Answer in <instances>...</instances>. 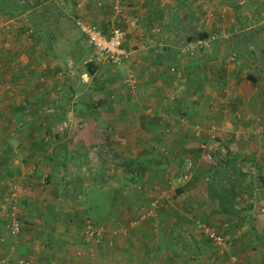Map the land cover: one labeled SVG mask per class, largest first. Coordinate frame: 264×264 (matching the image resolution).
<instances>
[{
    "label": "crops",
    "instance_id": "1",
    "mask_svg": "<svg viewBox=\"0 0 264 264\" xmlns=\"http://www.w3.org/2000/svg\"><path fill=\"white\" fill-rule=\"evenodd\" d=\"M251 3L254 5L250 9ZM72 9L86 23H94L103 31L120 27L130 57L118 65L101 58L93 63L83 60L82 68H76L70 60L54 59L53 52L34 36V40L18 42L7 38L20 37V26L25 28L26 24L19 18L6 21L8 27L0 43V69L5 66L10 74L6 77L0 73V85L5 80L14 83L0 91L3 161L12 152L21 151L34 158L36 164L30 162V166L37 172L40 169L50 177L60 170L70 172L65 178L68 188H92L85 199L83 192H77L76 200L84 203L87 199L88 207L84 208L94 213L103 190L117 184V176L108 178L107 171L121 169L119 156L115 157L118 164L111 162L112 167L105 169V153L160 151L161 144L173 140L184 144L188 138L196 139L197 133L207 132L205 125L215 110L225 112L229 106L233 108L234 102L238 117L233 122L226 119L230 130L226 136L236 134L242 148L240 156L253 160L250 167L248 164L243 168L245 174H264V32L259 36V47L255 37H250L252 33H247L251 24L245 23L254 13L264 14V0H76ZM256 24L252 26L258 29ZM229 31L238 35V40H233ZM222 35L227 40L219 37ZM209 41L220 49L241 41L248 47L237 62L221 66L217 49L207 47ZM130 73L135 77L133 86L126 82ZM221 89L224 92L220 98ZM11 138L17 142L15 148L9 145ZM7 165L2 166L6 174L9 169L18 173L21 170V166L13 170ZM25 170L22 177L13 178L34 189L39 175L23 177ZM93 174L86 182L85 178ZM240 188L247 193L235 199L245 200L244 215L254 220V226L255 222L262 223L264 213L255 208L253 199L264 204V195L261 198L254 192L251 198L249 185ZM192 196L196 204L208 201L197 193ZM81 215L76 210L71 218ZM241 248L237 245L233 249L238 260ZM232 260L228 258L226 264H234ZM250 262L264 264V255ZM203 264L216 263L203 260Z\"/></svg>",
    "mask_w": 264,
    "mask_h": 264
},
{
    "label": "rangeland",
    "instance_id": "2",
    "mask_svg": "<svg viewBox=\"0 0 264 264\" xmlns=\"http://www.w3.org/2000/svg\"><path fill=\"white\" fill-rule=\"evenodd\" d=\"M75 1L69 0L66 6V0H55L65 13L66 19H62L59 23L64 31L59 38L62 50L57 49V53L53 54L54 59L70 60V63H74V67L82 68L81 61L88 62L86 61L88 51L81 42L80 31L76 25L77 20H84L72 9ZM227 1L236 3V0ZM253 5L251 3L249 8L251 9ZM12 15L6 17L0 11V43H2V32H6L8 27L6 21L14 18L21 19L26 24L25 28L20 26L22 28L20 37L8 35L7 38L16 42L19 39L34 40L33 36L38 38L27 24L25 14ZM258 22L262 24L257 26ZM245 23L246 26L251 24L247 33H252L250 37H255L254 42L257 45L262 43L259 36L264 32V14L254 13ZM252 24H256L258 29ZM232 32L229 31L231 34L229 36L234 35ZM219 37L227 40V36ZM246 41H249L248 36ZM242 43L243 41L233 43L232 46L230 44L228 49L226 45L220 49L211 41L206 44L207 47L212 48L211 51H214L213 48L217 49L221 57L218 63L223 66L237 62V59L245 53L244 49L248 46ZM8 69L2 66L0 73L8 77L10 74ZM216 76L218 75L214 77ZM126 77L132 78L133 81L135 79L132 73ZM2 82L1 92L6 86H13L14 83L13 80ZM222 92L224 91L221 89L218 94L220 98ZM232 103L233 108L229 106L225 112L220 108L215 110L210 122L205 125L207 132L197 133L196 139L188 138L180 151L175 154L167 151L168 145L161 144L160 151L163 150L162 146H165L163 151L166 152L157 156L158 164L151 163V169L142 172L141 180L144 183L142 187L138 188L137 182L126 181L119 170L107 171L108 178L117 176V184L113 189L103 190L104 193L98 199L100 204H97L94 213L87 212L84 208L88 207L87 199L88 203L86 201L83 203L82 199L76 200L79 196L77 192L81 194L83 192L85 199L92 188H68L65 178L70 176V172L60 170L50 177L39 169L38 174L37 170L31 169L30 166L34 164L33 162L36 164L34 158L30 159L21 151L12 152V155L6 158V162L0 157L3 161L0 162V264H203V260L226 264L230 257L235 261L236 254L233 249L237 245L239 248L243 246L239 264H252L249 263V259L252 258L259 261L260 256L264 255V221L255 222L254 226V220L246 218L243 213L245 200L238 201L235 198L247 193L240 188L246 185L250 187L251 198L254 192L262 198L264 189L260 185H264V174L259 173L260 178L255 173L250 176L246 173V175L243 168L248 164L250 167L253 160H245L240 156L242 148L236 134L232 133V138L226 136L230 131L225 123L226 119L230 118L229 121L233 122L234 117H238L237 104ZM261 121L264 126V118ZM231 127L235 128V125ZM9 145L11 148L17 146L14 138L9 140ZM121 152L133 156L139 153V151ZM153 152L159 155V151ZM116 156L118 155L113 152L103 155L102 162L105 163V169L112 167L111 162L118 164ZM182 156L196 158L194 166H186L188 168L186 169L182 165ZM262 162V160L258 161L260 169ZM216 163L218 172L212 174L213 171L209 169L213 170L211 165L215 166ZM4 165L13 170L21 166V170L18 173L9 169L6 174L2 167ZM25 167L23 177L39 175L40 180L34 189L29 187V183L23 185V182L15 179L22 177ZM162 167L165 168L162 170ZM112 171H115L113 175H111ZM240 172L243 174L240 175ZM72 174L75 175L74 172ZM166 174L170 179L169 184L163 180ZM14 176L16 177L13 178ZM93 176L94 174L86 177L85 181L90 182ZM112 181L115 182L110 179V182ZM253 184L257 188L253 187ZM116 187L118 189L115 191ZM177 187H181L182 192L177 196L169 197L168 195ZM232 187L234 193L231 192ZM109 191L111 193H108ZM194 193L199 197L203 195L208 201L194 203L191 200ZM107 195H114L113 198L110 196L112 200L108 203ZM157 200L155 209L154 204L148 206V203ZM253 200H255V208H260V213H264V204H259V199ZM76 210L83 215L80 218H71ZM14 223L19 225L18 229L15 228ZM243 227L244 231H242ZM195 234L197 239L194 237ZM214 236H223L231 246L224 248L223 252L218 247L216 250ZM219 246L223 248L225 243L222 242Z\"/></svg>",
    "mask_w": 264,
    "mask_h": 264
},
{
    "label": "trees",
    "instance_id": "3",
    "mask_svg": "<svg viewBox=\"0 0 264 264\" xmlns=\"http://www.w3.org/2000/svg\"><path fill=\"white\" fill-rule=\"evenodd\" d=\"M9 3H11V5ZM0 11L6 17L13 16L12 14L14 13L25 14L27 24L30 26L31 30L34 31V34L39 38V40L45 44L46 48H48L49 51H52L53 53L54 52L57 53V49L62 48V43L59 41V38L64 34L63 33L64 31L59 26V23L61 22L62 19H66V16L65 13L56 4L55 0H0ZM73 24L75 25V23ZM237 36H233V40L235 39L238 40ZM166 142L164 144H166ZM166 145H168L167 151H170L171 154H175L177 151H180V148L182 147L183 144L179 143L178 140L177 141L173 140L171 143ZM163 152H166V150L159 151V155H157V152L155 153L153 151H139V153H137V155L134 156L131 154L120 155V153H122L121 151H116L115 153L120 157L119 164L121 166L120 173L122 174V176L128 182L131 183L137 182L136 184L137 187L139 188L140 186L142 187L144 185V183L141 180L142 172L151 169V165H152L151 163L158 164L157 156L158 157L161 156ZM181 160H182V165L186 169H188L186 167L187 162L190 161L191 163L189 166L193 167L196 158L191 156L190 157L182 156ZM102 164L104 163L102 162ZM211 167H213V170L209 169V171H213L212 174L218 172L217 163L215 166L211 165ZM164 168L165 167H162L161 169L163 170ZM242 174L243 172H240V175ZM205 176L207 178V173ZM163 180L168 184L170 183L168 174H166ZM117 189L118 187L115 188V191ZM181 190H182L181 187H177L175 191L169 194L168 196L169 197L177 196L182 192ZM231 190L230 191L234 193V187H232ZM110 196L111 195L106 196L107 203L109 202V200H112L111 197L112 198L114 197V195H112L111 197ZM157 203L158 200L156 202L151 201L150 203H148V206H152L154 204L153 207L155 209L157 207L156 206ZM221 237L224 238L223 236ZM230 246L231 243H229L227 248H229ZM136 247L141 248L140 246H136ZM214 247L216 249L215 245ZM234 262L236 264H239L240 260H238L237 256Z\"/></svg>",
    "mask_w": 264,
    "mask_h": 264
},
{
    "label": "built area",
    "instance_id": "4",
    "mask_svg": "<svg viewBox=\"0 0 264 264\" xmlns=\"http://www.w3.org/2000/svg\"><path fill=\"white\" fill-rule=\"evenodd\" d=\"M76 25L81 33V42L88 51L86 61L93 63L96 59L101 58L111 64L118 65L130 57L131 51L123 44L124 31L120 27L111 26L108 31H103L94 23H86L80 20L76 21ZM126 82L132 86L135 79L133 81L132 78L128 77ZM190 163L188 161L186 166L189 167ZM14 224L16 225L15 228L18 229L19 225ZM222 242L225 243L223 248L219 246ZM214 243L221 252L229 245V242L221 236H214ZM234 264L236 263L234 262Z\"/></svg>",
    "mask_w": 264,
    "mask_h": 264
}]
</instances>
